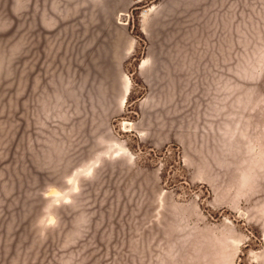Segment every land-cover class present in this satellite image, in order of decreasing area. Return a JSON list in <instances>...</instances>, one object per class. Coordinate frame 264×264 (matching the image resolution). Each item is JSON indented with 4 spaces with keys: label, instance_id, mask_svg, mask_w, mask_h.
Wrapping results in <instances>:
<instances>
[{
    "label": "rangeland",
    "instance_id": "obj_1",
    "mask_svg": "<svg viewBox=\"0 0 264 264\" xmlns=\"http://www.w3.org/2000/svg\"><path fill=\"white\" fill-rule=\"evenodd\" d=\"M0 264H264V0H0Z\"/></svg>",
    "mask_w": 264,
    "mask_h": 264
},
{
    "label": "bare ground",
    "instance_id": "obj_2",
    "mask_svg": "<svg viewBox=\"0 0 264 264\" xmlns=\"http://www.w3.org/2000/svg\"><path fill=\"white\" fill-rule=\"evenodd\" d=\"M153 10H154V9H153ZM153 10H152V11H153ZM144 14H145V13H144Z\"/></svg>",
    "mask_w": 264,
    "mask_h": 264
}]
</instances>
